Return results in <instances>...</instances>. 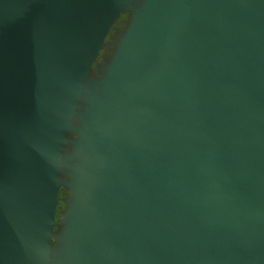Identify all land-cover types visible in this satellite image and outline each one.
Listing matches in <instances>:
<instances>
[{"label": "water", "instance_id": "95a60500", "mask_svg": "<svg viewBox=\"0 0 264 264\" xmlns=\"http://www.w3.org/2000/svg\"><path fill=\"white\" fill-rule=\"evenodd\" d=\"M0 264H264V0H0Z\"/></svg>", "mask_w": 264, "mask_h": 264}, {"label": "flooded vegetation", "instance_id": "af4514ba", "mask_svg": "<svg viewBox=\"0 0 264 264\" xmlns=\"http://www.w3.org/2000/svg\"><path fill=\"white\" fill-rule=\"evenodd\" d=\"M123 25H124V24H122V25H117V26L114 25V29H115V31H116L117 29H120V30H121V28H123ZM114 35H115V32H114V31H113V34H110V33H109L108 37L106 38V41L108 40L109 42H113L112 37H114ZM116 35H117V34H116ZM111 48H112L111 46H107L104 50H102V51L99 53L100 58H101V56H102L101 63H103V58L106 57L108 54H110V50H111ZM59 190H60V189H59ZM58 196H59L60 199L63 198V197H60L59 193H58ZM59 203H60V201L58 202V206H57L58 210H60V209L62 208V207H61V204H59Z\"/></svg>", "mask_w": 264, "mask_h": 264}, {"label": "trees", "instance_id": "16d2710c", "mask_svg": "<svg viewBox=\"0 0 264 264\" xmlns=\"http://www.w3.org/2000/svg\"><path fill=\"white\" fill-rule=\"evenodd\" d=\"M127 17H128L127 14H122V15L120 16V18L118 19L116 25H122L123 22L125 21V19H127ZM110 34H113V31H111ZM59 195H60V197H65V195H66L65 189L61 188V189L59 190ZM59 204L62 205L61 201H60ZM56 218H58V215H56Z\"/></svg>", "mask_w": 264, "mask_h": 264}, {"label": "rangeland", "instance_id": "374dc122", "mask_svg": "<svg viewBox=\"0 0 264 264\" xmlns=\"http://www.w3.org/2000/svg\"><path fill=\"white\" fill-rule=\"evenodd\" d=\"M124 14H127V13H124ZM128 15V17H127V19L129 18V14H127ZM127 19H125V21L123 22V28H124V26H125V23H126V21H127ZM116 24H117V22H116ZM115 24V26H117ZM123 28H121V30H123ZM117 30H120V29H117ZM112 31H114L115 32V35L114 36H116V34H117V32L115 31V29H113ZM108 41V40H107ZM107 56H109V54L107 55ZM101 59H102V56H101V58H100V56H98V59H97V63H101ZM93 71L95 72L96 71V67L95 66H93ZM62 203V202H61ZM61 209L60 210H62L63 209V203H62V205H61Z\"/></svg>", "mask_w": 264, "mask_h": 264}]
</instances>
